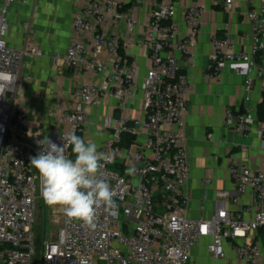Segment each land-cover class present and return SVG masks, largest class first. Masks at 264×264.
Wrapping results in <instances>:
<instances>
[{"label":"built area","instance_id":"obj_1","mask_svg":"<svg viewBox=\"0 0 264 264\" xmlns=\"http://www.w3.org/2000/svg\"><path fill=\"white\" fill-rule=\"evenodd\" d=\"M16 1L0 0V264H193V249L204 238L211 239L207 249L216 260L227 259L226 242L234 240L238 241L233 247L236 264H264V161L257 169L232 161L233 189L217 193L215 214L208 219L189 217L192 196L185 189L191 164L185 115L191 82L183 66H194L191 47L200 36L205 9L199 5L186 8L183 36L175 21L181 0H83L73 23L71 45L64 55H54L53 61L77 77L97 76L99 82L81 85L75 93L78 104L60 114L62 132L55 131L48 138L58 146L63 144L61 136L69 132L85 140L86 107L113 96L123 109L141 89L145 120L136 127L121 115L103 124L112 131L100 151L109 157L104 178L115 192L117 208L112 212L100 208L95 228L61 211L62 223L54 242L50 237L39 243L35 228L44 199L30 157L40 151L36 141L44 137L29 130L26 113L16 105L24 93L23 60L27 55L41 56L42 51L8 45V7ZM147 1L150 18L143 43L150 66L140 80L138 65L121 54L124 44L111 29L123 25L133 33L139 8ZM216 1L228 12L234 9L235 0ZM246 1L258 3L248 13L253 28L251 51L236 52L230 24H226L223 37L213 36L210 78H220L227 63L249 60L264 51V0ZM258 77H264V67ZM254 84L253 78L246 81V102L251 100ZM224 122L233 132L247 134L256 121L250 111L226 109ZM123 132L136 136L130 148L120 144ZM258 132L264 136V123L259 122ZM66 155L73 159L71 146ZM133 166L136 174L127 175ZM246 194L251 202L242 205L240 198ZM229 199L235 209L230 208Z\"/></svg>","mask_w":264,"mask_h":264},{"label":"crops","instance_id":"obj_2","mask_svg":"<svg viewBox=\"0 0 264 264\" xmlns=\"http://www.w3.org/2000/svg\"><path fill=\"white\" fill-rule=\"evenodd\" d=\"M82 4L83 0H17L8 7V45L19 49L39 47L42 51L41 56L27 55L23 60L20 76L24 93L16 109L26 113L29 130L43 137H50L55 131L62 132L64 126L59 122L60 114L78 104L75 93L83 83L99 82L97 76L84 74L77 77L62 63L55 65L53 61L54 55H64L71 45L73 23ZM190 5L205 9L200 36L191 47L194 66H183L191 82L185 115V142L191 178L185 191L192 196L189 217L199 220L215 214L219 191L233 189L229 176L232 161H242L254 169L264 161V136L258 132L256 112L263 98L264 77L259 78L258 75L264 67V51L256 57L250 56L249 60L227 63L220 78H210L208 68L213 36L223 37L226 24H230L236 52L250 53L253 28L248 13L257 8L258 3L235 0L234 9L228 12L216 0H181L177 5L175 21L180 25L183 36L186 33L184 13ZM149 18L150 1H147L139 8L138 23L133 33H129L123 25L116 24L111 29V34L121 38L125 54L138 65L140 80L146 76L150 66L149 53L143 43ZM249 78H253L255 84L251 100L246 102L244 87ZM143 98L144 91L141 89L123 109L113 96L102 98L96 106L86 107L85 142L96 143L100 152L112 136V131L103 127L104 121L114 117L117 110L123 118L139 127L145 120ZM226 109L250 111L256 121L252 130L247 134H237L229 129L224 122ZM33 171L39 177L37 170L33 168ZM228 202L231 209L236 208L232 199ZM239 202L249 204L250 194L242 196ZM210 242V238H204L193 249V264L237 263L233 247L238 241L226 242L227 259L224 260H216L208 252Z\"/></svg>","mask_w":264,"mask_h":264},{"label":"clouds","instance_id":"obj_3","mask_svg":"<svg viewBox=\"0 0 264 264\" xmlns=\"http://www.w3.org/2000/svg\"><path fill=\"white\" fill-rule=\"evenodd\" d=\"M61 137V146L47 136L37 140L40 151L30 157V164L39 173L42 197L47 205L59 208L68 218L95 228L100 208L109 212L117 208L115 192L104 178L103 169L109 157L98 151L96 143H86L74 132ZM69 146L74 159L66 155ZM126 174L135 175L136 168L129 167Z\"/></svg>","mask_w":264,"mask_h":264},{"label":"rangeland","instance_id":"obj_4","mask_svg":"<svg viewBox=\"0 0 264 264\" xmlns=\"http://www.w3.org/2000/svg\"><path fill=\"white\" fill-rule=\"evenodd\" d=\"M62 223L61 210L57 207H50L42 201L35 228L39 243L44 239H50L57 234ZM211 257V255H209Z\"/></svg>","mask_w":264,"mask_h":264},{"label":"trees","instance_id":"obj_5","mask_svg":"<svg viewBox=\"0 0 264 264\" xmlns=\"http://www.w3.org/2000/svg\"><path fill=\"white\" fill-rule=\"evenodd\" d=\"M120 52H121L122 55H125L124 50L121 49ZM256 112H257V119H258V121L264 123V91H263L262 101L259 103ZM114 117L117 118V119H120L121 118L120 110H117L115 112ZM129 124L132 125V122H130ZM135 139H136V136L135 135H133L131 133L123 132L121 134L120 144L123 147L130 148L131 145L135 143ZM74 155L75 154L72 152V157L73 158H74Z\"/></svg>","mask_w":264,"mask_h":264},{"label":"water","instance_id":"obj_6","mask_svg":"<svg viewBox=\"0 0 264 264\" xmlns=\"http://www.w3.org/2000/svg\"><path fill=\"white\" fill-rule=\"evenodd\" d=\"M55 238H56V236L52 237L53 242H54Z\"/></svg>","mask_w":264,"mask_h":264}]
</instances>
